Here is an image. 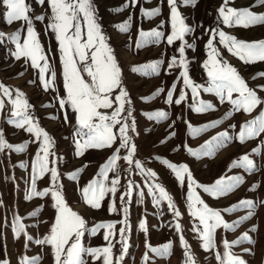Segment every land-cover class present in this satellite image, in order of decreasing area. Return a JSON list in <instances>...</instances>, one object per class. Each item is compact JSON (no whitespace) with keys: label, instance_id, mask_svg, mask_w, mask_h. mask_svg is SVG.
<instances>
[{"label":"rangeland","instance_id":"374dc122","mask_svg":"<svg viewBox=\"0 0 264 264\" xmlns=\"http://www.w3.org/2000/svg\"><path fill=\"white\" fill-rule=\"evenodd\" d=\"M95 10V18L102 33L107 38L113 55L121 70L122 86L128 92L131 117L128 122L131 125L135 121V130L129 129L131 142L136 145L135 159H139L145 168L157 173L156 182L160 183L169 195L172 196L176 209L181 213L175 217L173 211L168 208L167 201H161L159 206L153 203V196L149 194L145 186V177L138 174V170L128 172L129 165L122 159L127 154L125 149H120L121 159L117 161V172L109 173V179L119 175L120 185L115 197L111 194L101 202L100 209H93L87 205L82 196L81 189L86 186L93 177L97 176L99 168L116 148L119 140L111 148H89L82 156L76 155L74 140L76 124L75 113L69 106L61 109L59 100L66 97L63 87V65L60 58L59 45L55 33L49 27L51 23V8L48 0L41 4L39 0H25L28 8V16L32 27L36 31L38 40L50 65V71L46 79H51V72H55L56 78L53 85L45 91L39 79V71L31 66L30 60L16 57L17 43H23L27 38V23L23 19L9 22L8 7L4 0H0V83L13 90H20L25 94V99L31 105L30 113L37 125L46 131L52 139L50 151L54 155L49 157V168L55 167L58 174L60 191L64 195L67 205L86 221L85 231L81 238L82 244L87 249L104 247L107 241L103 239L105 230L97 231L91 235L90 230L98 223H114L116 236L112 240L113 264L119 260V264H144L143 257L147 252L149 264H186L185 247L181 243V235L187 242L188 250L196 264H219L217 253L223 255L225 249L223 241L238 240L244 233L251 238V242L243 241L234 245L231 252L243 259L246 264H264V133L239 142L237 134L241 125L257 117L264 111V105L258 106L251 113L242 110L234 111L233 106L225 100L221 103L215 93L200 91L199 99L214 105L215 110L196 113L193 111L194 103L190 89L183 85L180 67L168 68V63L173 56L180 59L178 49L186 43L193 47H186L184 58L187 61L188 74L197 84L208 86L207 71L203 67L208 58L209 49L207 42L210 38V30L218 29L226 35L234 36L238 40L246 42L264 41V22L244 27L242 25H225L218 17L217 10L223 4V0H196L193 5H183L178 0V10L185 19V23L194 29L184 37V41L177 40L172 45L167 44V35L171 32L170 9L167 0H137L135 6L132 0H91ZM228 7L238 10H249L256 15H264V4L260 0H229ZM159 8L156 16L148 17L144 13ZM42 16L44 19L37 20ZM129 23L127 31L119 30V25ZM83 24V20H81ZM158 30L164 36L155 43H149L137 48L139 33ZM223 61L235 67L237 72L245 80L247 85L256 91L264 100V77L258 74L264 72V61L245 63L221 43L219 37L214 40ZM162 61L156 73L150 70L144 72L133 71L134 68L145 64ZM87 78L86 73L84 74ZM175 84L173 103L167 102V93ZM162 89L163 91H159ZM181 91L187 93V99L181 104L174 103ZM115 90L113 96L118 94ZM234 94V98H235ZM151 97V99H147ZM9 107L0 112V130L4 139L12 146L26 145L23 151L4 148L0 151V264H21L23 257L38 258V264H55L54 250L51 245L37 244L50 232L57 214L53 207L55 203L49 195L40 197L28 196L32 191L33 163L40 142L33 134H30L14 123L9 122ZM109 113L111 110H105ZM165 112L163 118L149 119L146 114ZM220 125L192 136L188 124L193 127H202L209 122L225 117ZM68 121L65 123L64 116ZM235 125L236 127H231ZM119 125L114 131H117ZM227 131L229 139L220 144L211 155H190L185 145L194 150L212 137ZM173 132L176 135H171ZM163 141V143H162ZM253 149H259L254 152ZM247 154L253 161L252 170L244 167H231L233 161ZM159 158V159H157ZM180 165L186 164L192 173L193 179L201 185H212L220 177H242V182L231 192L218 198L205 193L201 188L196 192L208 206L222 213L224 220L234 223L242 217L249 218L240 223L233 230H225L222 227L216 229L214 234V247L205 250L198 234L193 231L195 220L188 207L187 179L181 185L175 175L162 160ZM79 170L77 179H71V175ZM131 179L139 189L133 190L130 202L127 203V249L122 252V244L119 242V229L124 225L120 223L124 219L121 201L119 197L126 191L127 182ZM50 173H45L36 179V190L51 189ZM144 192L143 202L139 191ZM115 199L118 211L110 212L109 207ZM127 199V198H126ZM242 200L252 201V209L239 208L236 211L225 212ZM17 219L23 226L29 241L24 233L16 235ZM146 221L147 232L139 228L140 221ZM180 224L177 231L176 224ZM255 228V231L252 229ZM171 243V249L166 255H157L149 251L146 245L153 248H161ZM27 245V246H26ZM250 249V251H245ZM84 264H102V260H96L88 254H83Z\"/></svg>","mask_w":264,"mask_h":264},{"label":"snow or ice","instance_id":"6c2138e0","mask_svg":"<svg viewBox=\"0 0 264 264\" xmlns=\"http://www.w3.org/2000/svg\"><path fill=\"white\" fill-rule=\"evenodd\" d=\"M41 4L45 0H39ZM137 0H132L135 6ZM196 0H179L180 4L193 5ZM9 11L7 13L9 22L12 20L23 19L27 23V38L23 43H17L16 57L30 60L31 66L39 71V79L43 84L45 91H47L54 83L56 74L51 72V79H46V74L50 71L47 56L44 49L38 40L36 31L32 27V22L28 16V8L25 0H4ZM170 9V25L171 32L167 35V44L172 45L175 41H184L186 34L194 31L193 28L185 23L184 17L178 10V0H167ZM229 0H223V4L217 10L218 17L222 19L225 25H242L248 27L258 22H264V15H256L253 12L245 9L238 10L228 7ZM264 4V0H260ZM51 8V23L49 27L53 30L56 40L59 45L60 58L63 65V87L66 90V97L59 100L61 109L69 106L75 113L76 124L78 126L75 131L74 140L76 146V155L82 156L84 151L89 148L103 149L111 148L113 144L119 140V147L115 149L112 156L100 166L96 177H93L89 183L81 189L84 202L93 209H100L101 202L105 197L111 194L115 197L118 186L120 185L119 175H114L109 179V173L117 172V161L121 159L119 155L120 149H125L127 154L122 157L129 165L128 172L131 174L132 169L138 170V174L145 177L144 183L148 188V192L153 196V203L159 206L161 201H167L168 208L173 211L175 217H180L181 213L176 209L173 203L172 196L166 189L156 182L157 173L151 169H147L139 159H135L136 145L131 142L129 136V129L135 130V121L131 125L128 120L131 117L130 108L126 105L130 103L128 92L122 86L121 70L117 64L116 58L113 55L111 47L107 43L106 36L102 33L100 26L95 18V10L91 0H48ZM160 12L159 8L147 11L144 14L148 17L156 16ZM37 20H42L44 17H36ZM83 20V24L81 23ZM119 30L125 32L129 28V23L124 22L118 26ZM164 33L158 30H151L149 32L141 31L137 41V48L145 46L149 43L158 42ZM219 37V43L223 44L232 55L239 58L245 63H254L256 61H264V41L246 42L238 40L234 36L226 35L225 32L218 29L210 30V38L207 42L209 49L208 58L204 61L203 67L207 71L208 86H203L191 80L188 74L187 61L184 58L185 48L193 47L190 44H182L179 49L180 59L173 56L168 68L180 67L183 70L180 72L183 85L190 89L194 103L190 105L196 113H203L209 110H215L214 105L199 99L200 91L207 93H215L219 97L220 102L225 100L229 102L234 111H243L251 113L258 106L264 105L262 100L255 90L250 88L244 79L239 75L237 69L228 63L224 62L218 49L214 45V40ZM162 61H155L145 64L141 67L134 68L133 71L147 72L150 70L153 73L158 71L159 65ZM86 73L87 78L84 74ZM264 77V72L258 74ZM176 85L173 84L167 93V102L173 103V92ZM119 89L118 94L113 96L115 90ZM159 91H163L159 89ZM234 94L235 98H234ZM25 94L16 89L13 90L8 86L0 83V112H3L6 107H9L10 118L9 122L14 123L17 128H20L30 134H33L35 139L40 142L39 150L36 152L33 163L32 176V191L28 196L44 197L51 193L54 200L53 207L56 209V216L54 223L50 227V232L43 239L37 240V244L51 245L54 250L55 264H84L83 254H88L96 260H102V264H113L112 258V240L116 236V225L114 223H98L91 230V235H96L97 231L104 229L103 239L107 241L104 247L87 249L82 244L81 238L85 231H89L86 227V221L73 211L66 203L64 195L60 191L61 185L58 183L59 174L55 167L49 168V157L54 155L50 151L52 147V139L49 134L40 128L30 113L31 105L28 100L24 98ZM151 99V97L147 98ZM187 99V93L181 91L174 103L179 105ZM105 110H111L109 113ZM149 119L163 118L167 114L165 112H155L146 114ZM231 113L225 114L224 118L209 122L202 127H193L190 123L188 128L192 136H196L209 128H214L221 123L223 119L227 118ZM65 123L69 122L67 115L64 116ZM119 125L117 131H114ZM231 127L235 128V125ZM261 133H264V111L252 119L241 125L240 131L237 134L239 142L243 143L246 139L254 138ZM171 135H176L173 132ZM229 139L227 131L219 133L206 141L201 149L194 150L185 145L186 151L192 156H199L200 154L211 155L216 148L220 146L225 140ZM163 143V141H162ZM26 145L12 146L4 139L3 132L0 130V151L4 148L13 149L15 151H23ZM258 152L259 149H253ZM159 159V158H157ZM161 163L167 166L175 175L177 181L185 184L187 179V200L188 207L191 210V216L198 221L195 224L193 231L196 232L202 241V247L209 250L214 247V234L216 229L223 228L225 230H233L248 216L242 217L241 220L234 223H228L224 220L222 213L219 210H214L204 202L197 194L196 189L201 188L205 193L213 197H220L233 191L239 183L242 182V177H220L212 185L198 184L192 176L186 164H174L168 160H162ZM231 167H244L247 170H252L254 167L253 161L247 154L233 161ZM45 173H50L51 189L44 191L36 190V179L43 176ZM79 170L71 175V179H77ZM139 189V185L129 179L127 188L119 197L121 201L124 219L120 221L124 226L119 229L120 243L122 244L121 251L127 249V203L133 194V190ZM141 202H143L144 192L139 191ZM127 198V199H126ZM254 204L249 200H242L238 204L233 205L225 212L236 211L239 208L252 209ZM110 212H117L118 208L113 199L110 207ZM139 228L147 232L146 221H140ZM177 231H180V224H176ZM255 231V228L252 229ZM24 233L29 241L31 236H27L24 228L19 224L17 219L16 235L19 237ZM181 243L185 247L186 264H196L194 258L190 254L187 242L184 241L183 236L180 237ZM243 241L251 242V238L247 233H244L238 240L229 242L223 241L224 253L221 255L217 253L216 258L219 264H246L240 257L231 252V248ZM27 246V245H26ZM150 252L157 255H166L171 249V243L163 245L161 248H153L151 245H146ZM250 251V249H245ZM123 256L119 257L122 260ZM144 264H149L150 257L146 252L143 257ZM21 264H38V258L23 257Z\"/></svg>","mask_w":264,"mask_h":264}]
</instances>
